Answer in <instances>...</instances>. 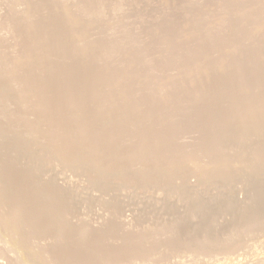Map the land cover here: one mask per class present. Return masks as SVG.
Returning <instances> with one entry per match:
<instances>
[{"label": "bare ground", "instance_id": "6f19581e", "mask_svg": "<svg viewBox=\"0 0 264 264\" xmlns=\"http://www.w3.org/2000/svg\"><path fill=\"white\" fill-rule=\"evenodd\" d=\"M110 2L19 0L7 11L9 17L5 13L7 19L0 17V193L8 198V209L0 217L4 234L0 251H8L11 243L15 252L36 248L33 259L43 256L47 264H264V186L260 185L264 175L262 179L254 175L264 171V148L244 150L240 162L221 161L211 169L179 161L185 153L227 142L230 122L244 136L264 129V66L245 67L256 53L264 65V48L233 37L211 56L203 53L206 39L196 28L189 30L187 39L203 50L199 60L213 90L193 96L196 115L214 112L231 121L166 141L157 134L169 128L165 116L169 119L172 113V120L180 124L181 114L170 109L185 100L189 83L202 79L181 80L174 74L192 51L178 35L175 40L164 27L159 29L158 22L149 25L141 39L126 31L122 38L109 35L113 41L101 33L91 37L87 27L101 31L105 9L118 10ZM203 12L200 9L198 14ZM259 22L264 26V14ZM159 32L170 66L154 44ZM221 40L219 33L218 46ZM213 69L218 72L212 73ZM243 79L250 80L249 89L237 87ZM227 84L235 98L232 106L221 103L229 95ZM247 93L258 97L252 101L255 108L245 107L250 102ZM28 107L34 111L24 116ZM128 113L134 114L139 127L123 126ZM18 118L35 126L48 121L44 130L50 137L18 129L5 132ZM153 119L160 122L157 129L143 128ZM126 130L134 137L123 139ZM140 156L149 163L134 161ZM64 164H76L93 183L66 181L57 172ZM199 172L224 175L218 185L199 184L193 194L183 184ZM238 174L245 182L258 178L246 199H240V190L234 187L232 176ZM151 184L169 186L171 191H150ZM153 196L155 200L150 199ZM221 202L225 208L219 206ZM129 203H140L149 214H126ZM92 206L113 210L95 214ZM216 209L243 217L236 234L185 237L199 222L212 228L225 225V217L218 218ZM158 210L169 217L161 218ZM147 219L154 221L145 224ZM251 248L259 254L247 259L242 252ZM235 258L241 262L235 263ZM0 264L20 262L12 254L0 258Z\"/></svg>", "mask_w": 264, "mask_h": 264}, {"label": "rangeland", "instance_id": "374dc122", "mask_svg": "<svg viewBox=\"0 0 264 264\" xmlns=\"http://www.w3.org/2000/svg\"><path fill=\"white\" fill-rule=\"evenodd\" d=\"M18 1L19 0H0V8H2L0 9V15H1L0 17L4 18V19L2 18L1 20L4 21L5 19H7V17H9V12L7 11H11L13 7L14 8L17 7ZM36 1L43 2V0H36ZM50 1L53 3L56 0H50ZM170 1L169 0H116V1L111 0L110 5L113 4V7L115 9L118 7V10L117 11L111 10L110 8H108L109 10L105 9V11L107 12L109 11V12L108 13L105 12V17H104L105 21L103 20L102 23L103 22L104 23L103 24L101 23V31L94 27H90V26L87 27V32L88 34H90L91 37L101 33L106 36V40L109 39L113 41L114 39H112V37L110 36H113L115 34L119 38L120 37L122 38V36L125 34V31L130 34L129 35L130 37L134 36V37H139V39H141L147 33L148 28L153 27L154 24L158 22L157 27L159 29L164 27L167 32L173 34V39L177 40L176 36L178 35L179 39L185 40V42H187L188 48L192 52L191 54H189V56L184 62H181L183 63L181 64V68H179L178 71L174 74L178 79L181 80L195 76L198 77L202 76V79L192 84L189 83V85H187L188 94L186 97L188 100L185 98L184 101H182L181 103L179 102L175 107L173 108L171 107L170 109L171 112H173V114L175 112L181 114V117L184 120L180 124H178L172 120V113L171 115L169 114V119L171 120V122L165 116V118L168 120V123L166 124H169V128H167V130L165 129L162 131L158 130L157 134L166 141L190 135L192 130H197L205 125L208 126V125L220 124L223 126H227L226 124H228L231 121V120H227L226 117L218 115L214 112H208L201 116L196 115V109L193 103V96L200 91L201 92L206 91L207 88L211 89L210 88L211 86L209 87V84L205 82L206 80L205 78L207 74L202 72L201 62L199 60V56H201L203 50H204L203 53L207 52L209 55L215 56L216 53L219 52L218 50L223 45V42L233 37L240 38V41L243 43L251 42V44H253L256 47V49L264 48V26L261 24V22H259L264 14V0H174V1L170 0ZM52 3L51 6L55 7L53 6ZM7 6L9 8H6ZM4 8L6 10L5 12H4ZM200 9H203L204 11L202 15L198 14V11ZM113 11H115V13ZM5 13L7 17L5 16ZM120 13L121 15H119ZM220 16L223 17L219 18ZM126 27L128 30L126 29ZM174 28L175 29L178 28L177 31H175ZM193 28L197 29L198 33H200L199 35L200 37H204V39H206V41L204 42L207 44V48L203 50L198 49V47H195L193 45L191 39H187L188 38L187 34L189 33L188 31ZM54 31L55 30L51 32L52 34L51 36L54 35ZM160 33L161 32L156 34V37L154 39L155 40L154 44L158 45L159 49L161 50L162 56H164V58L166 59V61L169 63L170 66L172 65V63L170 62V55L164 51L163 47H161L163 43ZM219 33L222 34L223 40L219 41L220 45L218 46L217 35ZM179 45L180 43L175 44L177 48L179 47ZM141 49L143 48L141 47ZM257 54L258 53L255 54L253 59H250L247 62H245V67L261 68L262 66H264L263 64H260L258 58H256ZM234 58L239 59L240 57L235 56ZM213 65L214 64H212V67ZM153 71L156 70L154 69ZM217 72L218 70L213 69L212 73H217ZM249 82L250 80L248 79L240 80V83L237 84V87L239 89H247V88L249 89V85H250ZM262 82L263 83L261 85V88L264 91V86H263L264 80ZM224 86H226L224 88L225 92H227L229 95L221 103L224 105L228 103L230 106H232L233 101L235 100L232 94V89H231L232 87L230 86V84ZM195 91L196 93H194ZM244 96L250 99V102H248V104L245 107L255 108V106H253V102L255 103V100H258V97L257 96L255 97L254 95L248 93L247 95ZM12 105L14 107L18 106V102L12 101ZM28 108H26L25 113H23L24 116L32 115L30 113L34 111V109H30V108L28 109ZM133 115L134 114L132 113L131 114L128 113V115H126L122 119L123 126L129 128L130 130L131 127L137 128L139 127L138 125H140L134 123ZM165 118L163 117L161 118V120H165ZM159 123L160 122L157 119H153V121H150L151 126H146L143 128L155 130L158 128ZM230 124L232 125V129H231L232 131L230 134L231 135L230 139L227 142L220 145L213 144L211 145L210 149L200 148V150L198 149L192 151L191 153H185L184 156L179 158V161L183 160V163L185 161L195 162L201 166L206 165L209 169H211V168H215L216 167L215 165H217L221 161L229 162L232 160H236L237 162H240L243 159L242 156L244 150L247 151L251 149L264 148V129L262 128L260 130L253 129L251 134H249L248 136H244L242 135L240 130H238V127L235 126L234 122H230ZM47 125H49V122L46 120H41L39 124L35 126L32 125L31 123L26 122V120L24 119L18 118L13 121V123L9 126V129L6 130L5 132L11 131V129L13 130L18 129V130L27 131L29 133H32L33 135L50 137L49 136L50 133L44 130V128ZM122 136L123 139L134 137L133 133L127 130L122 133ZM172 159H173L172 157L171 159L166 158L164 164H169ZM134 161L148 162L149 159H147L144 156H140L136 158ZM63 166L64 167H61V169L63 168L62 169L63 171L59 170L57 172L63 175L66 181L74 180L82 184L85 182H88L90 184L93 183L88 176L84 175L82 172H78V170L76 169L77 168L76 164L75 166H73L72 164H64ZM211 166H215V167H211ZM223 175H224L223 173H215L212 176H206V175L202 176L201 173L199 172L190 179H188V181L184 182L183 185L186 187L187 190L195 194L198 193L197 191L199 190V188L197 186L199 184L200 186L201 184L218 185ZM254 175L262 179V176L264 175V171H258ZM232 178H233L234 187H237L240 190V194L238 196L240 199H246L249 197V193L254 187L252 181H256L258 179V178H254V179L251 178L248 180L246 179L247 181L245 182V178L241 174L240 175L238 174L237 176H232ZM260 185L261 187L264 186L262 181ZM148 189H150V191H156V190L157 191L166 190V192L171 191V188L169 186L160 188L159 184H151L149 185ZM7 199L8 198L5 197L4 193L1 192L0 217H2L3 213H5L7 211L6 209H8ZM150 199L155 200L156 198L153 196ZM146 200L149 199L145 198L144 201ZM238 201H240V203L242 202V200H238ZM163 206L164 204L161 205V208ZM219 206L221 208L226 207L224 206L223 202L219 203ZM125 209H127L125 211L126 214L134 212L138 215V213H142V211L145 214V217L147 214H149V210L143 205H140V203H129ZM91 210H93L95 214L98 213L101 214L103 211L104 212L112 211L113 209L111 206H109L103 210L101 209L99 210L95 206H92ZM158 213L161 216V218L167 219L169 217V213L165 211L161 212L158 210ZM215 214L218 218L225 217L226 224L217 228H212V227H208V225L205 222H199L196 226L192 227L191 234L185 235V237L197 238L207 235L222 236L225 233H231L234 235L242 227L243 217L241 216H234V213L232 212L222 214L217 209L215 211ZM134 219L136 220L137 218ZM138 221H136L135 223H138ZM151 221H154V219H147V222H145V224L152 223ZM3 235H4L3 231H0V236H1L0 239L2 242H3L2 240ZM2 242H0V244ZM35 250L36 248H26L15 252L14 244L11 243L8 246V251L7 250L5 252L0 251V258H4L7 255L16 254V256L19 258L20 264H47L46 259L43 256L40 257L39 255V257L36 260L33 259V256L37 254ZM242 253H244L245 258L252 259L255 258L257 254H259V250L251 248L249 249L248 252H242ZM234 260L235 263L241 262L240 260H236V258Z\"/></svg>", "mask_w": 264, "mask_h": 264}]
</instances>
